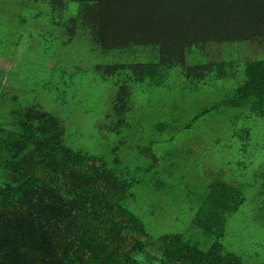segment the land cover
Returning <instances> with one entry per match:
<instances>
[{"label":"trees","instance_id":"trees-1","mask_svg":"<svg viewBox=\"0 0 264 264\" xmlns=\"http://www.w3.org/2000/svg\"><path fill=\"white\" fill-rule=\"evenodd\" d=\"M9 4L35 6L31 18L45 21L63 45L85 37L112 60L94 69L115 88L101 126L115 137L141 129L130 115L134 99L146 93L179 87L220 99L184 124L160 119L166 113L159 111L153 136L139 138L146 165L132 169L122 161L121 142L96 154L73 148L64 118L37 96L60 109L67 101L22 85L15 68L0 70V264H247L225 234L246 202L264 213L263 152L250 182L227 168L232 182L215 178L195 201L188 198L189 232L154 235L143 219L154 210L143 216L138 210L146 211L143 194L164 204L180 201L167 187L176 158L162 150L205 115L214 112L229 152L238 147V162L228 165H243L250 147H264V133L260 144L251 138L256 124L264 129V0H0V35L10 29L1 12ZM22 23L0 50L12 66L25 36ZM82 72L73 68L70 82ZM52 80L44 79L43 88L53 87ZM61 83L68 94V82ZM77 97L70 95L71 102Z\"/></svg>","mask_w":264,"mask_h":264},{"label":"rangeland","instance_id":"rangeland-1","mask_svg":"<svg viewBox=\"0 0 264 264\" xmlns=\"http://www.w3.org/2000/svg\"><path fill=\"white\" fill-rule=\"evenodd\" d=\"M9 5L11 8L1 11L10 29L8 32L4 31V35H0V50L5 51V46H8L9 42L14 39L11 28L14 29V25L19 20H22L25 27V36L18 50L20 52L19 61L12 66L10 59L0 57V70L9 71L15 68L14 70L19 71V81L22 85L35 88L37 86L39 91L45 89L46 91H42L54 100L57 96L67 101L65 108L60 109L56 102H48L49 100L37 96L42 103H48V109L57 117L64 118L66 134L72 136L68 143L75 149L94 154L103 153L112 145L121 142L119 152L122 161L132 169L145 166L146 158L140 154L143 145L139 138L153 136L151 126L159 111L166 113V115L159 116L160 119L171 121L178 118V122L184 124L201 109L220 99L219 95L214 100L215 95H210V93L202 96L203 93H192L190 90L181 92L179 87L172 92L146 93L142 98L134 99L132 104L135 111L130 115L133 124L135 126L139 124L141 129L134 130V132L122 130L121 136L115 137V134L109 130L101 128L103 124L106 125L105 119L115 88L112 80H101L94 69L95 65L111 63L112 60L107 58L106 53L95 48L85 37H77L71 44L63 45L62 41L53 35L54 30L45 21L31 18L35 6ZM40 32L44 35L39 36ZM120 57L124 59L123 56ZM46 65H48L47 68ZM75 67L83 69V72L75 75L70 82L68 73ZM23 78H27L28 81H22ZM44 79L45 81L53 79L51 84L54 86L48 89L43 88ZM63 81L68 82L69 95L62 93L65 91V86L61 83ZM178 84L186 85L181 81ZM75 93L78 97L71 102L70 95ZM213 114L214 112L201 118L188 135L180 134L173 145L163 147L162 151L171 153L176 158V160L173 159V162L177 163L172 164L173 176L167 179V182H170L167 187L172 192L170 198H178L180 201L171 202L167 199L164 204L165 202L159 199L140 194L144 199L143 205L146 211L142 208L138 210V213L143 216L144 213L154 210L153 217L143 216V219L147 220V229L154 235L170 231L189 232L192 216L188 211V198L190 202L195 201L201 191L207 187V183L215 178L229 179L232 182V177L229 176L231 170L239 175L236 180L248 183L252 180L253 172H256L261 165L259 155L260 152L264 153V147L261 145H253L248 149L243 165H228V163L238 162V147L235 146L229 152L230 148L226 145L227 135L217 127L218 119L214 122ZM250 125L253 123L251 122ZM260 126L256 124L253 127L254 133L251 138L257 139L254 143L259 142L260 144L263 140L264 129ZM169 132L170 130L167 131ZM167 133L165 137L168 136ZM146 142L147 140L144 143ZM261 144L264 145V143ZM260 146L262 150L259 151ZM154 151L160 155L163 153L156 149ZM169 163L167 161L168 166ZM227 168H230L231 172H227ZM223 172H225L224 175ZM164 174L161 175L164 176ZM253 194V191L249 192L250 196ZM161 208L163 210L159 212ZM225 240L228 241L227 245L231 246L232 250L242 256L245 263L263 264L264 213L246 202L228 223Z\"/></svg>","mask_w":264,"mask_h":264}]
</instances>
